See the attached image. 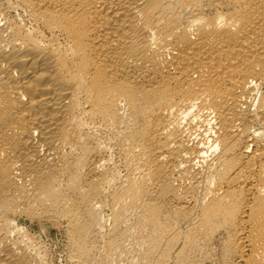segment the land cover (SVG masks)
<instances>
[{
	"label": "bare ground",
	"instance_id": "obj_1",
	"mask_svg": "<svg viewBox=\"0 0 264 264\" xmlns=\"http://www.w3.org/2000/svg\"><path fill=\"white\" fill-rule=\"evenodd\" d=\"M107 207L108 264H264V0H0V264Z\"/></svg>",
	"mask_w": 264,
	"mask_h": 264
},
{
	"label": "rangeland",
	"instance_id": "obj_2",
	"mask_svg": "<svg viewBox=\"0 0 264 264\" xmlns=\"http://www.w3.org/2000/svg\"><path fill=\"white\" fill-rule=\"evenodd\" d=\"M114 158L113 162L116 165V170L119 172H123V166L120 165L121 161L117 157L116 151L112 152ZM107 213H106V212ZM110 209L107 207V209L104 210V213H106V219L105 224L103 226V233H108L109 227H110ZM109 218V219H108ZM67 219L64 218H54V217H45L42 220H31L26 221V224L28 225L27 229L29 230V233L34 238L32 239L34 241V245L36 244L39 248L41 247L42 250L45 252V261L48 264H77L76 259H74L71 255V246L69 244V233L67 229ZM110 220V222H108ZM34 233V234H33ZM105 233L102 237H100V244L98 246L97 254H96V261L97 264H108L109 263V256L107 254V247L105 242ZM36 236V237H35ZM102 238V239H101ZM104 239V241H103ZM40 245V246H39ZM71 256V257H70ZM70 257V258H69ZM74 260H73V259ZM121 264H127L128 261H126V258L123 261H120ZM125 262V263H124ZM117 264V263H115ZM168 264H173V261H171Z\"/></svg>",
	"mask_w": 264,
	"mask_h": 264
}]
</instances>
